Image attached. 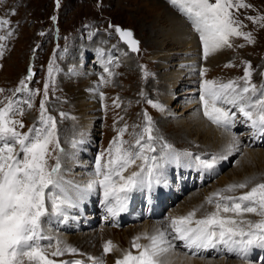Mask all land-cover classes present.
<instances>
[{
  "label": "rangeland",
  "instance_id": "obj_1",
  "mask_svg": "<svg viewBox=\"0 0 264 264\" xmlns=\"http://www.w3.org/2000/svg\"><path fill=\"white\" fill-rule=\"evenodd\" d=\"M243 2L252 5V7L241 8L238 13L235 10L232 11L243 22L239 30L251 33L254 42L248 43L243 37H231V48L225 47L210 54L206 58V62L205 59L202 60L203 65H208L204 72L206 76L195 78L196 74H201V69H195L197 67L192 70H183L186 76L179 77L178 81L180 82H176V85H180V87L172 89L170 85L171 73L183 68L181 63L184 61L182 59L184 52L179 51L180 47H183L172 43L161 47L157 43V41L159 43L166 42L162 33L168 29L167 22H157L158 13H164L165 16L162 17L164 19L168 17L171 10L179 15L172 8L174 6L169 3V0H0V19L9 21L7 26L0 28V36H7L9 31L13 33L11 36H7V39L0 41V44L4 45L3 56L0 57V88L6 90L0 93V107L7 103L6 98L13 97V90L19 86L22 79H25L29 89L38 90L30 101L32 107L29 109L27 104H21L19 107L23 108V114L12 117L23 121L25 127L18 128L19 131H27L40 114L39 105L43 99L44 83L49 79L48 64L50 60L54 61L55 70L50 81L46 108L48 113L57 119V133L61 147L65 149V147L72 146L73 140L77 142L82 140V143L77 144L78 149H85V153H88L86 147H89L88 151L90 152L88 157L86 154L83 157L82 153L79 156L80 159H77L70 152L72 150L74 153L77 148L70 147L69 152H66L67 155L62 158V170H65V175L79 173V176L69 177L72 184L75 185H78L81 180L87 181L92 178L87 171H84L83 167H80L82 162L85 161V164H88L90 161L91 169L95 173L96 157L104 153L103 159H108L106 149H108L110 141L118 135L119 129L125 124L128 125V129L122 137L124 141H127L124 147L135 142L137 137L134 133L140 132L145 124L143 116L145 110L152 117L154 135L163 137V141L178 150L192 153L193 156L190 157L193 159H195V155H199L201 160L206 156L211 157L212 154L217 155L222 148L217 146L212 148L211 141H207V136L209 140H212L211 136L214 137V135L207 131V136H205L206 125L200 126L196 122L198 116L204 118L200 108V96L197 92L201 89L203 80H213L217 84L236 81L242 86L244 81L240 78L243 77L244 68L247 66L245 62H250L253 83L260 85L264 82V78L260 75L264 72V26H261L264 21L254 23L247 19V17L264 16V0H243ZM12 9H15V14H12ZM53 17L55 20L52 19ZM115 26L131 29L139 41V52L128 51L127 45L122 43ZM168 41L172 40L168 39ZM95 48L97 51L98 49L103 51V55L100 53V60L97 59ZM121 51L130 53V55L127 54L126 60L120 56L119 52ZM156 52L159 53L155 55ZM164 53H169V56L161 55ZM192 57L195 56L192 55ZM164 62L169 65H163ZM99 64L102 66L100 67ZM229 64L232 66H226ZM29 67L34 73L31 80L26 79ZM105 68L108 69L107 72H105ZM203 69H205L204 66ZM193 81L197 82L199 86L193 88ZM92 91L95 93L91 94ZM83 92H88V95L84 97L85 101L96 98V110L79 108V99L83 98V96L82 98L79 96ZM100 93H103V100L100 98ZM15 96L19 100H28V92H21ZM148 99L163 104L164 110L152 109L147 103ZM168 99H171V105L168 103ZM114 100L117 101L119 107L114 106ZM83 110L89 116H84ZM234 110L236 111L235 108L232 109V111ZM61 112L67 113L68 118L61 120L59 116ZM92 112L95 115L93 117ZM240 118L241 114L237 112L236 120L240 121ZM87 121L89 123L84 124ZM236 123L234 129L236 133L234 134L231 130V134L237 136L240 143L236 145L239 148L236 147L231 153L233 155L230 154L233 156L231 162L224 165L221 173L219 170L222 165H219L218 170H216L217 168L213 169L212 171L216 170L212 173L215 180L210 178L203 186H198L197 175L192 178L191 176H195V174L191 175L189 180L195 181L193 185L196 186L186 196L178 199L172 207L167 208L165 213L163 212L160 218L161 224H170L171 219L178 215L176 213H185L186 209L191 211L198 208L199 211L196 212V215L202 216L211 212L210 206L215 205L209 204L208 206L206 197L230 183L241 182L245 178L253 176L257 178L255 182H264V162L262 160L248 159L247 166L242 167L243 163L247 162V160L244 161L246 154L243 147L248 143L252 144L249 137L251 128L243 122ZM134 125L139 127L134 128ZM199 133H201V137H199ZM230 137L231 135L228 137L231 140L232 137ZM161 144L162 142L159 140L155 142L157 152L151 153V155H158ZM229 144L230 141L227 140L224 147H228ZM254 146L256 145H249V149ZM259 150L264 152V144ZM96 152L98 155L94 157ZM220 157H225V160L228 161V155ZM180 160L182 161V159ZM54 162V159L51 158L48 161L49 165ZM172 164L164 166L163 170L174 166ZM178 165L179 162H177ZM243 168L246 169L241 171ZM176 169L180 171L179 168ZM185 181L180 184L185 185ZM251 186L249 185V187ZM201 187L204 188L198 190ZM247 190L237 189L228 194L240 195L241 192ZM101 192V187L98 185L96 198L101 197ZM246 218L259 219L252 214H248ZM85 219L88 220V217ZM138 222L136 221V223ZM129 224L125 223L121 228L126 229L124 227ZM46 226H49V223ZM139 227L136 226L137 229ZM66 231L69 232V230ZM45 234L56 239L55 235H49L48 232ZM180 249L182 252L188 251L182 246ZM113 251L115 252V249ZM211 255L205 254V256ZM231 258V256L229 258L219 256L218 259H211V262L218 264L216 261L220 259L235 261ZM229 261L226 263L229 264ZM253 261H255L254 257Z\"/></svg>",
  "mask_w": 264,
  "mask_h": 264
},
{
  "label": "snow or ice",
  "instance_id": "obj_2",
  "mask_svg": "<svg viewBox=\"0 0 264 264\" xmlns=\"http://www.w3.org/2000/svg\"><path fill=\"white\" fill-rule=\"evenodd\" d=\"M169 3L185 16L198 33L204 59L220 49L231 48V37H243L248 43L254 42L251 33L239 30L243 22L232 11L238 13L241 8L252 7L243 0H169ZM12 14H15V9H12ZM52 19L55 20V17ZM247 19L256 23L264 21V16ZM8 24V20L0 19V28ZM115 30L132 52H139V41L130 29L115 26ZM12 34L9 31L7 36ZM7 36H0V41L7 39ZM3 50L4 45L0 44V57ZM245 63L247 66L240 78L244 81L242 86L236 81L217 84L213 80H204L200 100L203 115L212 124L230 132L239 112L243 117L242 122L252 129L255 137L264 135V82L260 85L252 83L251 63ZM53 64L54 61L50 60L49 79L44 83L43 99L39 105L40 114L27 131H19L18 128L23 129L25 125L12 117L23 114L24 110L19 105L27 104L29 109L32 107L30 101L38 90L29 89L25 79H22L13 90V97L6 98L7 103L0 107V264H104L103 255L111 253L114 248L112 241L108 240L102 246V255L93 257L80 252L75 246L56 240L55 250L50 251L54 238L45 234V225L53 217H63L66 208L77 206L69 194L72 182L65 179L62 170V158L67 153L60 144L57 119L46 108L55 70ZM104 70L108 71L107 68ZM205 71L201 69L202 76ZM33 75L29 67L26 79L31 80ZM260 75L264 78V72ZM4 91L0 88V93ZM21 92H28V100L16 98L15 94ZM100 98L103 100V93H100ZM147 103L157 110H164L163 104L151 99ZM113 104L119 107L116 100ZM223 106H227V110ZM233 108L236 111H232ZM59 116L61 120L68 118L64 112ZM143 116L145 124L140 132L134 133L137 138L133 144L124 147L127 141L122 137L128 129L125 124L106 149L108 159L102 163L104 153L96 157L94 175L102 179L90 180L83 190L76 186L82 198L99 185L103 189L106 211L111 216L125 211L130 194L135 190L145 185L150 187L154 178L155 183L159 184L166 164L179 162L182 156H193L189 152L176 151L163 141V137L154 135L152 117L147 110ZM157 140L162 142L159 154L149 155L157 152ZM82 142L73 140L72 147ZM239 143V138L233 135L228 147ZM50 158L55 161L52 165L48 163ZM194 158L207 168H212L216 162L215 155H211V160H201L199 155ZM138 160L141 163L137 165ZM132 165H137V170L125 175ZM256 179L255 176L246 178L211 193L206 197V202L215 205L213 211L196 218L197 208L186 215L173 217L169 225L154 230V234H144L143 238L149 241L148 244L138 243L141 236L133 237L131 248L138 250L137 254L127 250L122 257L116 258L115 264H168L164 258L178 247L174 242H181L184 248L191 250L193 256L198 255L200 250L219 248L248 264H264V254L255 262L252 260L254 251L264 253V182H255ZM237 189L248 190L238 196L228 194ZM248 214L259 219H248ZM66 254L73 257L79 255L83 259H54Z\"/></svg>",
  "mask_w": 264,
  "mask_h": 264
},
{
  "label": "bare ground",
  "instance_id": "obj_3",
  "mask_svg": "<svg viewBox=\"0 0 264 264\" xmlns=\"http://www.w3.org/2000/svg\"><path fill=\"white\" fill-rule=\"evenodd\" d=\"M164 16H165L164 13H161V12L158 13L157 17H159V18H157L158 19L157 22L162 21L163 23H166V22L168 23V24H166L168 29H166L162 33V36L166 40V42H164V43L160 42L159 43L157 41V43L160 44L161 47H162V45L165 46V44L167 45L168 43L176 44V46H179V47L182 46L183 48L180 47L181 50H179V51H181V52L183 51L184 52L182 54L183 55L182 59L184 61L181 64V66H183V68L182 69H178L177 68L178 70L176 72H172L171 73L172 75H171V78H170L171 79L170 85H171V87L173 89L175 87H180V85H176V82L178 81V78L179 77L182 78V77L186 76L185 72L183 70H185V71L192 70V69H194L197 66V64L201 63V58H200V55L198 53H200L201 50H202V42L198 38L199 35L197 36L198 33L193 30L191 23L187 19H184V17H185L184 15L182 16L181 13H179V15H178L174 11L171 10L170 13L168 14V17L166 19L162 18ZM168 39H171L172 41L169 42L170 40L168 41ZM101 48H103V47H101ZM100 50H101V52L97 51V48H95L96 56H97L98 60H100V55H101L100 53L103 52L102 49H100ZM128 51H130V50H128ZM158 53L159 52H156L155 55H157ZM119 54H120L121 57H123L124 60L127 59L126 56H127L128 53L121 51V52H119ZM176 54L179 55L180 53H176ZM102 55H103V53H102ZM128 55H130V53ZM161 55H164V56L168 57L169 53H167V54L164 53V54H161ZM192 55H194L195 57H192ZM206 60L207 59H205V62H206ZM102 63H105V62L102 61ZM100 64H101V62H100ZM100 64H99V66L101 67L102 65H100ZM163 65H169V64L168 63L166 64L164 62ZM203 66L205 67V70L207 69L206 66L208 67V65H203ZM166 67H168V66H166ZM204 76H206V75L204 74ZM90 90H92L91 87H90ZM93 93H95V92L92 91L91 94H93ZM170 93H173V92H170ZM87 95H88V92L87 93L83 92L82 94L80 93L79 97L82 98V96H83V98L81 100L79 99V101H80L79 102V108L87 109V110H90V111H94V109L96 107V98L88 99L87 101H85L84 97L87 96ZM165 95L168 96V94H165ZM175 96H176V94H175ZM218 106H222V105H218ZM223 107H225L226 110H227V106H223ZM82 113L84 114V116H89V114L85 110H83ZM91 114H92V117L95 116L93 114V112ZM86 118H88V117H86ZM206 118L205 117L202 118L201 116H198L196 122L200 126L206 125L208 130L206 129V133L204 132L206 134L205 136H207V131H210V133H212L214 135V137L211 136L212 140H209V138L207 136V141H209V142L211 141L210 146L212 148H214L216 146L220 147V149L222 148V151L220 150V152L217 154L219 157L216 160H218V161L215 162L213 167L212 168H207L204 165H202L200 163V161H197V160L193 159L192 157H186L185 158V157L182 156L181 157L182 161L179 160V165L178 166H177V162H173L172 165H174V166H170V168L167 167V168H165L163 170V177H162L161 182L159 184L155 183V178H154L153 179V183H152V185L150 187L145 185L144 187L139 188V189L135 190L133 193H131L130 194V199L127 202L125 211L120 212L116 216H119V217L124 216L125 213H126V209L129 210L128 209L129 208V203L131 201L136 202V203H140L141 199H143L145 201V203H147L148 205L150 204L152 206L153 202L157 201V199L160 200V202H161V201L164 200V198L169 197L168 194H169V192H171V190L173 191V193H171V197H173V198H170V197L169 198L174 202L177 199L176 195L178 193L180 195L181 194L184 195L187 192L185 190V185L188 186V185L191 184L190 185L191 189L194 188V186H196V185L192 184L191 180H189V177L191 175H193V174H196L197 172H199V175H197V178H200V182H199L198 186H203L204 185L203 177L207 178V179L213 178V174L212 173H214L216 170H218L220 168L219 165H222L221 169L219 170L220 173L222 172V170L224 169V165L230 163L231 160H232L231 157H233V156H231V155H233L231 153L234 152V151H230V149L227 150V147H224L226 145V141L227 140H229L231 142V140L228 138L229 135H231V137L233 135L231 134L232 133L231 131L230 132H225L223 128H220V127L212 124L211 121L207 120ZM242 119H243V117L241 115L240 121H237V122H242ZM87 123H89V121H87L84 124L87 125ZM188 124H189V122H188ZM237 127H238V125H237ZM197 128H198V126H197ZM235 128H236V126H234L231 129L234 132V134L236 133L234 131ZM83 130L85 131V129H83ZM184 132H181V133L183 134ZM199 137H201V133H199ZM249 137L252 140V144L248 143V144H246L248 146L245 145L243 147V148H245L244 152L246 154V157H245L246 159L245 160L243 159V160L245 162L247 160V162L243 163L242 167H246L247 164L249 163V160H262V162H264V159H263L264 158V152L259 150L260 147L264 144V135H257V136L254 137L252 135V129H251V134H250ZM236 145L237 144L233 145L232 149H235L236 147L239 148ZM249 145L250 146L256 145V146L251 147L252 149H249ZM71 148H73V147H71ZM75 148H77V150H74V153H73L74 158L80 159L79 156L82 153H84L85 149H78V146H76ZM86 150L88 151V148ZM209 153H211V152H209ZM212 155H214V154H212ZM227 155H228V159H227L228 161L225 160V157H223V158L220 157V156H227ZM215 156H216V154H215ZM205 158L208 159V160L211 159V157H209V156L208 157L207 156L204 157V159ZM204 159H202V160H204ZM85 163L86 162L83 161L82 165L85 164ZM140 163H141V161L138 160L137 161V165L140 164ZM168 164H171V163H168ZM168 164H166L165 167ZM137 165H132L129 168L128 172L125 173V175L130 174L131 171L137 170ZM176 168H179L180 171H178ZM213 169H216V170L212 171ZM245 169L246 168H243L241 171H243ZM84 174H86V173H84ZM201 175H204V176H201ZM215 176H216V174L214 175V177ZM85 177H87V176H85ZM90 177H92V176H90ZM90 180L91 179L89 178L88 181H90ZM212 180H215V178H213ZM184 181H185V185H182L181 187H179V184L183 183ZM85 187L86 186H84L83 188H85ZM204 187H201L198 190H200V189H202ZM83 188L79 187V189H81V190H83ZM172 188H174V189H172ZM101 190H102V192H101V197L100 198L103 200V189L101 188ZM72 192L77 195L78 194L77 188L72 189ZM97 193H98V185L95 186L94 189L91 190L90 192H87V194L85 196H83L82 198L80 197V195H78V197H79L80 200H88V201H90L91 198L92 199L96 198V194ZM173 194H174V196H173ZM236 196H238V195H236ZM194 197H196V196H194ZM98 201H99V199L96 198V202H98ZM97 204L98 203L95 204L96 208H94V212L92 213L93 215L91 217H88V220L85 219V217L82 218V221H77L76 219H73V220L71 219L70 220V224L71 225L67 226V228H69V229H67V230H69V232L68 233H64L63 235H65V237L62 238V239H59V241H62L65 244H69V245L75 246L82 253L90 254L93 257H100L102 255V252H103V248H102L103 244L106 241L111 240L113 245H114L113 249H115V252L113 251L112 254L110 253V254L103 255L104 264H115L116 258L117 257H122L124 252L127 251V250H131L133 252V254H137L138 250L131 248L133 237L141 236L142 238L138 241V243H140L141 245L148 244L149 241L146 238H143L144 234L152 235V234H154V230L161 229L162 226H163L162 224L159 225V223H157V225H159V227L156 224H154L153 223V221L155 220L154 218L153 219L144 218V219H141L138 223H136V222L130 223L127 227H124L126 229H122L118 224H116L114 222L116 216H111L110 214L107 213V211H106L107 216H103L102 215L103 214V209L106 210V207H105L104 203H102L103 204L102 205L103 209L102 208H98ZM167 204H169L168 198L166 200V205ZM207 205L209 206V204H207ZM172 206H173V203L168 205V208L172 207ZM90 207H91V205H90ZM152 207H154V208L158 207L159 208V207H162V205L155 204ZM214 207L215 206H210L211 211L214 210ZM71 208H74V207H71ZM98 209H99V212H97ZM66 210H67V208H66ZM174 213H176V212H174ZM64 214H66V211H65ZM99 214H100V217H99ZM176 214H178V215H175L174 217H176V216L180 217V216L185 215V213H182V212H178ZM95 216H96V219H94ZM109 216L111 217V219H109ZM89 218H92V219H89ZM52 219H54V218H52ZM62 219L64 221V224H66V225L69 224L67 219H65L64 217H62ZM107 221L109 222V224H107ZM61 225L62 224L59 223V226H61ZM136 226L137 227L140 226V227L137 229ZM115 228H118V229L121 228V229L118 230V229H115ZM121 230H127V231H121ZM174 243H177V242H174ZM177 244H178L177 248H181V245L179 246V243H177ZM61 246H63V245H61ZM177 248L174 249L172 252H170L167 255V257L164 258V259L167 260L168 264H213V262H211V259H218L219 256H225L227 258H229V256H231L232 257L231 259L235 260V261H233L234 264H248L247 261H245L243 259H238V258L235 257V255L229 254L225 250H222V249H219V248L216 249V250H211V249H209V250H200L199 254L195 255V256H193L191 254V250H189L187 252H182L181 249H180L181 250L180 251V250H177ZM205 254H212V255L211 256H205ZM262 254H264V253H261L259 250L254 251L253 256H252V260H253V257H254V259L256 261V259ZM196 256L204 257L206 259L197 258ZM70 258L83 259V257H81L79 255H76L75 257H73L71 254H66L64 257L54 258V259H70ZM227 261H229V260L220 259V260L216 261V263L223 264V263H226ZM255 261H253V262H255ZM229 262H228L229 264H233V262L231 260Z\"/></svg>",
  "mask_w": 264,
  "mask_h": 264
}]
</instances>
